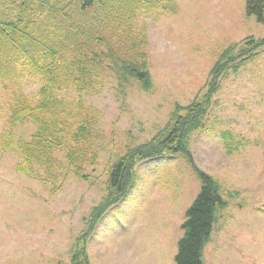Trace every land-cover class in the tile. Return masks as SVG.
<instances>
[{"label": "rangeland", "instance_id": "1", "mask_svg": "<svg viewBox=\"0 0 264 264\" xmlns=\"http://www.w3.org/2000/svg\"><path fill=\"white\" fill-rule=\"evenodd\" d=\"M174 13L141 16L154 86H133L122 99L112 78L78 106L93 123L98 159L87 178L74 170L17 171L19 151L0 155V264H71L72 250L89 230L91 214L106 196L111 166L133 147L150 142L176 107L204 99L210 73L234 44L264 39V24L247 13V0H176ZM227 71L203 126L188 147L199 170L220 185L228 203L220 212L205 264H264V48L238 72ZM41 83L25 80L35 97ZM80 103L75 92L63 91ZM10 94L0 81V141ZM35 127L20 123L11 135L30 140ZM4 150V149H3ZM127 196L95 224L86 245L91 264H175L187 210L202 189L188 158L165 154L139 163ZM81 249V244L77 250Z\"/></svg>", "mask_w": 264, "mask_h": 264}, {"label": "trees", "instance_id": "2", "mask_svg": "<svg viewBox=\"0 0 264 264\" xmlns=\"http://www.w3.org/2000/svg\"><path fill=\"white\" fill-rule=\"evenodd\" d=\"M177 7L176 0H0V81L10 94V137L0 141V155L15 147L22 158L17 171L24 174L46 169L53 175L62 169L87 178V166L98 159L97 133L78 107L82 97L104 86L107 78L116 82L122 99L133 86L150 92L154 83L148 34L139 27V19L159 11L174 13ZM247 13L264 24V0H247ZM261 48L264 39L249 37L226 49L210 73L204 99L196 98L187 107L178 105L158 135L130 148L112 164L106 196L93 209L89 230L73 247L71 264H91L88 235L101 216L127 196L136 166L179 153L188 158L202 189L186 212L175 264H205V248L228 203L219 183L196 166L189 139L203 126L220 78L227 71L238 72ZM28 78L41 83L35 97L23 92ZM63 91L75 92L80 103L70 102ZM20 123L35 127L30 140L13 139L11 132Z\"/></svg>", "mask_w": 264, "mask_h": 264}]
</instances>
